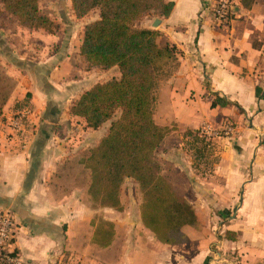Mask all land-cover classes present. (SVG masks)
<instances>
[{"label":"crops","instance_id":"crops-1","mask_svg":"<svg viewBox=\"0 0 264 264\" xmlns=\"http://www.w3.org/2000/svg\"><path fill=\"white\" fill-rule=\"evenodd\" d=\"M165 1L174 4L169 17L136 24L179 51L177 71L155 95V121L171 129L156 157L196 212L197 225L184 229L189 241L160 242L142 222V199L129 217L124 187L122 211L89 197L90 173L80 161L112 123L90 129L71 107L98 84L79 61L84 28L97 19L75 17L86 21L77 44L75 29L64 40L60 24L50 34L16 22L0 26L1 65L16 83L0 117V212L19 226L23 264H264V0H243L239 18L225 26L212 18L217 0ZM215 94L230 104L213 107ZM27 112L20 128L11 125ZM228 123L233 136L205 139L208 171L194 168L188 137ZM104 223L114 226L105 244L97 237Z\"/></svg>","mask_w":264,"mask_h":264},{"label":"trees","instance_id":"trees-1","mask_svg":"<svg viewBox=\"0 0 264 264\" xmlns=\"http://www.w3.org/2000/svg\"><path fill=\"white\" fill-rule=\"evenodd\" d=\"M2 1L21 27L50 34L59 30L56 22L42 14L40 0ZM173 9L174 4L165 0H72L79 20L100 11L99 18L84 28L80 56L91 69L118 68L120 72L119 78L96 84L71 107V114L83 118L90 129L112 121L107 135L80 161L90 173L89 197L99 207L122 211V186L127 179L133 180L142 199L144 226L168 245L187 243L185 227L197 225L195 210L163 177L156 157L171 133L154 118L158 80L172 63L178 66L179 51L169 43L160 45L161 33L135 25L148 17L167 18ZM2 73L0 67V83L7 78ZM9 96L0 100V117ZM215 96L213 107L230 104ZM193 137L208 145L198 133ZM113 235V224L104 223L97 237L105 244ZM227 236L234 239L232 233Z\"/></svg>","mask_w":264,"mask_h":264},{"label":"rangeland","instance_id":"rangeland-1","mask_svg":"<svg viewBox=\"0 0 264 264\" xmlns=\"http://www.w3.org/2000/svg\"><path fill=\"white\" fill-rule=\"evenodd\" d=\"M40 10L43 15L48 16L51 18L54 22L57 24H60V27H62L65 32L64 35H62V38L71 37L70 35H65L68 31H72L75 29V37H76V44L79 40V33L81 35V31L83 28V23L87 20L91 19H98L100 16V11H93L84 22H77L73 10L71 7H69V0H40ZM5 11L3 1L0 0V26H8V25H15L17 22L16 19L11 17L9 14ZM72 23L73 28H66L68 25ZM137 29H140V23L135 25ZM60 29V28H59ZM56 31L55 33H58ZM54 33V34H55ZM61 33V30H60ZM63 34V33H62ZM63 42V41H62ZM164 44V43H163ZM62 46V45H61ZM60 46V47H61ZM3 50L0 48V58L3 57ZM78 59V58H76ZM79 60V59H78ZM80 66H82V69L88 73V75H92V79L95 81V83L98 81V83H108L112 81L113 79H116V72L117 71H102L97 69H91L89 68L88 64L85 62V60L80 56ZM3 64L2 60L0 61V67L2 74H5L7 78L4 79L3 82L0 83V100L3 99L6 96H9V93H11L14 85L16 84L13 79H10L8 77V71L9 69ZM179 66V65H178ZM177 71V65L171 64L168 66V68L165 69V71L159 76L158 80V89L156 91V94H158L160 85H165L170 79L171 76ZM94 84V83H93ZM160 86V87H159ZM1 102V101H0ZM120 114H116L115 118H118ZM161 120V119H159ZM112 123L109 122L108 125ZM107 128V126H106ZM189 144L185 145L184 148L193 158L194 162V168H198L202 170V165H206V171L211 165L212 160V154L208 153L209 150L206 149L207 146L203 145L199 139H195V137H188ZM186 142V141H185ZM206 142V141H205ZM207 143V142H206ZM205 148V149H203ZM213 150V147L211 148ZM215 151V150H214ZM205 153V154H203ZM214 153V152H213ZM210 160V161H208ZM213 161V160H212ZM77 167V166H73ZM199 170V171H200ZM124 187V204L127 206V209L131 211V213L128 215L129 217L133 218L135 216V211L137 210L138 205L140 204V191L139 187H136L135 183L132 181H127L123 184ZM136 209V210H135Z\"/></svg>","mask_w":264,"mask_h":264},{"label":"built area","instance_id":"built-area-1","mask_svg":"<svg viewBox=\"0 0 264 264\" xmlns=\"http://www.w3.org/2000/svg\"><path fill=\"white\" fill-rule=\"evenodd\" d=\"M243 0H217L212 10V18L217 25L225 26L231 24L239 17V9ZM29 113L21 114L12 119L11 125L20 128L27 119ZM235 126L226 124L222 130H211L203 128L198 135L203 139H217L233 136ZM19 232V226L11 213L0 212V264H23L20 256L15 250V241Z\"/></svg>","mask_w":264,"mask_h":264},{"label":"water","instance_id":"water-1","mask_svg":"<svg viewBox=\"0 0 264 264\" xmlns=\"http://www.w3.org/2000/svg\"><path fill=\"white\" fill-rule=\"evenodd\" d=\"M157 22L159 23V21H157ZM157 26H158V24H155V25H154V27H157Z\"/></svg>","mask_w":264,"mask_h":264}]
</instances>
